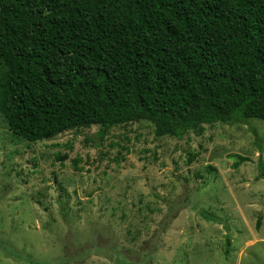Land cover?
<instances>
[{"label": "rangeland", "instance_id": "obj_1", "mask_svg": "<svg viewBox=\"0 0 264 264\" xmlns=\"http://www.w3.org/2000/svg\"><path fill=\"white\" fill-rule=\"evenodd\" d=\"M99 129L28 143L0 115V264H264V121Z\"/></svg>", "mask_w": 264, "mask_h": 264}, {"label": "trees", "instance_id": "obj_2", "mask_svg": "<svg viewBox=\"0 0 264 264\" xmlns=\"http://www.w3.org/2000/svg\"><path fill=\"white\" fill-rule=\"evenodd\" d=\"M0 115L28 143L264 121V0H0Z\"/></svg>", "mask_w": 264, "mask_h": 264}]
</instances>
